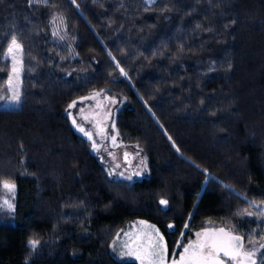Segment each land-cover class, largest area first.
I'll return each instance as SVG.
<instances>
[{
    "label": "trees",
    "instance_id": "1",
    "mask_svg": "<svg viewBox=\"0 0 264 264\" xmlns=\"http://www.w3.org/2000/svg\"><path fill=\"white\" fill-rule=\"evenodd\" d=\"M13 37L20 104L0 108V195L16 187L0 264H137L110 251L136 219L167 261L208 227L264 244V0H0V96ZM94 94L122 100L115 141L136 146L145 175L110 176L73 127L69 105Z\"/></svg>",
    "mask_w": 264,
    "mask_h": 264
},
{
    "label": "rangeland",
    "instance_id": "2",
    "mask_svg": "<svg viewBox=\"0 0 264 264\" xmlns=\"http://www.w3.org/2000/svg\"><path fill=\"white\" fill-rule=\"evenodd\" d=\"M144 1L150 3L153 0ZM11 42L12 39L9 41L4 52V56L9 61V70L5 80V94L0 96V108H17L20 104L21 46L18 49L13 48V51L9 53L8 49ZM17 43L19 44V42ZM14 95L18 96L19 99H14ZM79 100L75 101L77 103L74 107L68 108L72 125L90 140L93 152L97 155L108 174L114 178L128 181L145 175V158L136 146L117 144V141H115L112 120L122 100L115 96L107 97L103 94H94L84 101ZM73 120H75V124ZM81 128H83V131L80 130ZM1 186L0 206L2 207L0 208L9 211L7 206L3 205V202L8 200L12 203L14 192L6 190L3 187V183ZM255 207L261 212H264V204H255ZM205 229L209 231L219 230L218 228L210 227L199 230L184 246H187L190 242H197L198 237L196 234L203 233ZM160 238V234L151 224L136 219L115 234L110 243V251L116 257L131 259L136 261L137 264H140V261L136 260L134 256H127L124 253L129 250H135L139 245L147 246L149 241L158 243L164 247L163 241ZM182 254H184L183 248L178 256L170 261L166 260L164 254V264H173V260L178 261Z\"/></svg>",
    "mask_w": 264,
    "mask_h": 264
},
{
    "label": "snow or ice",
    "instance_id": "3",
    "mask_svg": "<svg viewBox=\"0 0 264 264\" xmlns=\"http://www.w3.org/2000/svg\"><path fill=\"white\" fill-rule=\"evenodd\" d=\"M19 47L20 45L13 37L8 51L11 53L13 48L18 49ZM13 98L19 99L15 95ZM75 103L74 101L70 104L69 108L74 107ZM73 123L75 124V120H73ZM80 130L83 131V128ZM86 135L89 134L86 133ZM89 138H91L90 135ZM2 183L6 190L14 192L16 187L14 183H9L8 181H3ZM167 203V200H160L161 205H167ZM3 205L7 206L8 210L14 211V205L8 200H5ZM247 214L252 215V213ZM261 215H264V212H261ZM196 236L198 237L197 242H190L187 246H184V254L180 255L178 261L173 260V264H257V252L264 249V244H260L257 247L254 241H249L253 247L246 248L243 237L231 234L223 228L218 231L205 229L203 233H197ZM261 239H264V237H261ZM29 243L33 248L37 244L36 241H29ZM165 253L166 249L162 245L149 241L147 246L139 245L135 250H129L124 255L134 256L136 260L140 261V264H164ZM260 264H264V252L260 254Z\"/></svg>",
    "mask_w": 264,
    "mask_h": 264
}]
</instances>
